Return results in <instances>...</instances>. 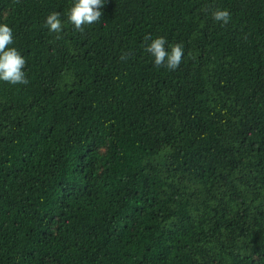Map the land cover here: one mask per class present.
Instances as JSON below:
<instances>
[{
    "label": "trees",
    "instance_id": "obj_1",
    "mask_svg": "<svg viewBox=\"0 0 264 264\" xmlns=\"http://www.w3.org/2000/svg\"><path fill=\"white\" fill-rule=\"evenodd\" d=\"M70 2L0 0L28 78L0 81V264H264V0H105L50 33Z\"/></svg>",
    "mask_w": 264,
    "mask_h": 264
},
{
    "label": "clouds",
    "instance_id": "obj_2",
    "mask_svg": "<svg viewBox=\"0 0 264 264\" xmlns=\"http://www.w3.org/2000/svg\"><path fill=\"white\" fill-rule=\"evenodd\" d=\"M104 3L105 0H71L69 7L63 12L66 20H62L61 12L50 11L45 16L44 25L50 33L62 32L65 23L75 30L83 31L85 26L100 20ZM210 15L224 24L228 23L231 13L227 8L217 7ZM13 40V28L6 22H0V81L11 85L27 84L26 58L13 45ZM144 50L152 58L154 65L163 66L168 70L177 69L185 54L182 43L168 42L163 35H146Z\"/></svg>",
    "mask_w": 264,
    "mask_h": 264
}]
</instances>
